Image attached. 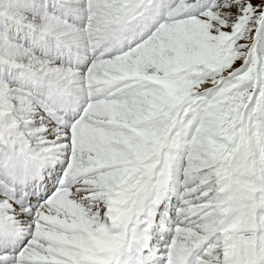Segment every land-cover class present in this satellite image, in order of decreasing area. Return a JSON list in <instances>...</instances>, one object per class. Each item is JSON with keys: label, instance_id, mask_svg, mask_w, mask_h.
<instances>
[{"label": "snow or ice", "instance_id": "obj_1", "mask_svg": "<svg viewBox=\"0 0 264 264\" xmlns=\"http://www.w3.org/2000/svg\"><path fill=\"white\" fill-rule=\"evenodd\" d=\"M0 264H264V0H0Z\"/></svg>", "mask_w": 264, "mask_h": 264}]
</instances>
